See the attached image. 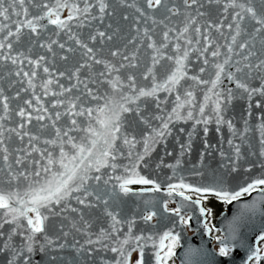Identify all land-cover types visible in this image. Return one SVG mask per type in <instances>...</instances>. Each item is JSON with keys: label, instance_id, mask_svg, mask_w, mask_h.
Listing matches in <instances>:
<instances>
[{"label": "snow or ice", "instance_id": "1", "mask_svg": "<svg viewBox=\"0 0 264 264\" xmlns=\"http://www.w3.org/2000/svg\"><path fill=\"white\" fill-rule=\"evenodd\" d=\"M0 264H264V0H0Z\"/></svg>", "mask_w": 264, "mask_h": 264}]
</instances>
